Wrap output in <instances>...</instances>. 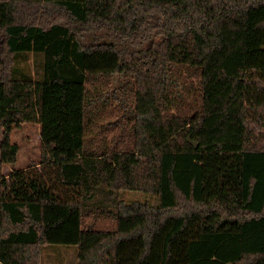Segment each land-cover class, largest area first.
<instances>
[{
	"label": "trees",
	"instance_id": "1",
	"mask_svg": "<svg viewBox=\"0 0 264 264\" xmlns=\"http://www.w3.org/2000/svg\"><path fill=\"white\" fill-rule=\"evenodd\" d=\"M0 125V264H264V0H0Z\"/></svg>",
	"mask_w": 264,
	"mask_h": 264
},
{
	"label": "rangeland",
	"instance_id": "2",
	"mask_svg": "<svg viewBox=\"0 0 264 264\" xmlns=\"http://www.w3.org/2000/svg\"><path fill=\"white\" fill-rule=\"evenodd\" d=\"M57 16L54 13H48V20L54 21ZM58 19V18H57ZM146 43H143L140 47H134L132 45L127 46V50L131 53H135L145 47ZM33 56H30V71L36 77V71L33 64ZM115 102V101H113ZM114 103L112 104V106ZM111 119L112 116L108 114ZM6 129L0 125V145L3 140V137L6 133ZM10 141L13 144L19 146V152L17 154V159L14 164L5 165L6 173H9L18 169H30L36 168L40 169L41 165L40 160L42 159V147H41V127L38 123L30 122H17L12 125L8 133ZM121 199L126 200L127 202L132 201H145L149 199L150 203H155L156 200L152 197L149 198L141 192L131 191V192H122ZM190 210L188 206H182L179 211ZM93 218V215H89V219ZM96 228H101L106 231H112L115 227L113 221L110 218H103L101 221H96ZM42 264H81L78 259V250L75 246H59L58 249H54L46 246L42 250L41 257ZM83 264V263H82Z\"/></svg>",
	"mask_w": 264,
	"mask_h": 264
},
{
	"label": "water",
	"instance_id": "3",
	"mask_svg": "<svg viewBox=\"0 0 264 264\" xmlns=\"http://www.w3.org/2000/svg\"><path fill=\"white\" fill-rule=\"evenodd\" d=\"M188 141L197 149L198 148V144L196 142H194L193 140H191V138H188Z\"/></svg>",
	"mask_w": 264,
	"mask_h": 264
}]
</instances>
